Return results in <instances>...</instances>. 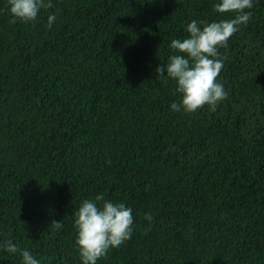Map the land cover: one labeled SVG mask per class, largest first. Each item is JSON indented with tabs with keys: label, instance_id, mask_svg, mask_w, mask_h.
Wrapping results in <instances>:
<instances>
[{
	"label": "trees",
	"instance_id": "1",
	"mask_svg": "<svg viewBox=\"0 0 264 264\" xmlns=\"http://www.w3.org/2000/svg\"><path fill=\"white\" fill-rule=\"evenodd\" d=\"M215 2L52 0L13 23L0 0V241L81 264L74 213L103 194L134 230L98 264H264V0L219 50L215 111H171L155 71L191 20L233 18Z\"/></svg>",
	"mask_w": 264,
	"mask_h": 264
},
{
	"label": "clouds",
	"instance_id": "2",
	"mask_svg": "<svg viewBox=\"0 0 264 264\" xmlns=\"http://www.w3.org/2000/svg\"><path fill=\"white\" fill-rule=\"evenodd\" d=\"M255 0H216L213 9L217 14L233 13L231 19L211 22L191 20L185 26L187 36L172 39L173 51L166 63L157 66V77L167 76L175 83L178 99L170 104L174 112L195 113L208 105L215 111L227 98L224 84L218 76L224 66L220 49L227 47L229 38L252 18ZM52 0H7V11L13 23L34 22L42 9L52 8ZM57 20L52 12L47 16L46 27L51 29ZM75 244L81 264H98L110 249L118 248L133 236L132 208L124 202L106 199L103 194L84 199L74 213ZM151 221V214H145ZM54 227H63L61 221H53ZM0 253L17 255L20 264H41L27 248H20L13 240L0 241Z\"/></svg>",
	"mask_w": 264,
	"mask_h": 264
}]
</instances>
